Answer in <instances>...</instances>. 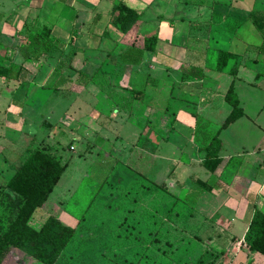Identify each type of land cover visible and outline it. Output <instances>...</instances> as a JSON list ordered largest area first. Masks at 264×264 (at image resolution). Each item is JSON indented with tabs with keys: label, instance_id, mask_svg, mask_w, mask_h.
Returning <instances> with one entry per match:
<instances>
[{
	"label": "crops",
	"instance_id": "1",
	"mask_svg": "<svg viewBox=\"0 0 264 264\" xmlns=\"http://www.w3.org/2000/svg\"><path fill=\"white\" fill-rule=\"evenodd\" d=\"M118 1L140 13L128 32L120 31L111 20V9ZM253 18L262 22L260 30ZM24 23L37 28L47 25L63 46L38 61L23 62L14 37ZM220 34L233 41V47H220ZM152 35L157 36L155 51L143 49V39ZM263 41L264 0H0V65L23 64L28 69L22 80L0 77V93L10 101L3 109L5 116L0 117L1 128H8L4 130L7 135L11 127L16 128L11 132L20 129L23 136L15 140L22 148L36 137L27 130L35 115L40 116L41 125L52 127L45 115L52 112L59 94L49 93L46 105L41 97L66 80L73 93L83 98L74 103V116L64 114L58 123L69 121L75 138L90 135L92 125L97 126L104 149L114 153L123 148L128 133L122 129L128 126V149L136 148L153 157L148 172L140 162L146 182L157 183L153 179L159 158L164 147L174 142L180 156L170 159L161 174L171 196L195 200V213L203 223L208 212L221 216L225 231L241 238L248 223L243 232L239 231L237 218H243L248 203L264 213V134L252 150L232 149L231 139L222 136L225 129L242 119L246 120L243 127L250 123L264 133V102L254 116H248L238 96L239 88L264 92V45L259 49ZM219 49L236 55L222 71L215 69ZM75 61L78 68L73 66ZM232 66L237 67L235 75L229 72ZM230 83L244 115L220 131L222 162L212 173L201 164V146L230 112L224 99ZM132 91L141 92L133 96ZM40 103L44 108L41 114ZM84 115L89 123L80 128L85 130L82 134L78 128L82 122L77 119ZM172 120L178 121V130L170 128ZM117 158L111 156L113 162L126 164ZM179 165L191 170L187 178L175 177ZM197 166L207 174L198 176L193 172ZM2 169L8 178L15 171L11 163H0ZM198 180L213 187L207 189ZM243 243V249L237 243L234 246L231 264H264V256L251 251L245 240Z\"/></svg>",
	"mask_w": 264,
	"mask_h": 264
},
{
	"label": "rangeland",
	"instance_id": "2",
	"mask_svg": "<svg viewBox=\"0 0 264 264\" xmlns=\"http://www.w3.org/2000/svg\"><path fill=\"white\" fill-rule=\"evenodd\" d=\"M219 36L220 47H233V41L225 40L221 34ZM67 61L68 58L65 57V62ZM78 65V62H73L75 68ZM71 88V83L64 80L54 85L55 90L52 87L44 92L43 97L40 96L46 105V101L50 99L49 93L59 94L52 112L45 115L53 126L41 125L37 119L40 116L35 115L37 118L28 122L27 130L36 137L23 144L27 149L17 147L20 142L15 137L18 139L23 136L20 129L14 132L16 128L11 127L7 135L5 131L8 128L2 130L3 124L0 123V163H11L15 168L26 157L25 151L33 148H44L60 158L61 162H66V169L49 195L47 206L36 209L30 220L33 227H40L49 214L48 208L52 207L58 210V218L63 223L74 227L73 238L55 264H231L235 257L234 246L240 239L247 241L245 234L240 238L227 233L225 225L220 222L222 217L212 216L210 212L205 214L203 223L195 213V200L173 196L176 198L174 200L167 193L156 190L153 185L137 177L127 164L113 162L111 156L116 155L121 162H126L132 154L131 148L128 149L131 141L128 126L122 129L124 133H128L125 134L123 148L114 153L104 149L97 126L92 125L94 132L91 131L90 135H78L75 138L69 121L63 124L57 122L64 114L74 116V103L83 98L77 97ZM238 94L248 116H254L261 102H264V92L258 88H239ZM7 97L0 93V117L5 116L3 109L10 102ZM170 100L167 99V102ZM41 105L43 104L40 103L39 114L44 110ZM262 115L261 113L260 117ZM77 120L82 125L74 126L83 134L85 130L80 128L89 123V119L84 115ZM9 122L14 123L13 120ZM243 122L246 120L230 125L223 131L222 137L231 139L232 149L236 147L252 150L259 144L263 136L261 134L264 133L250 123L243 127ZM258 122L261 123L259 120ZM177 124L178 121H170V128L178 130ZM48 134L51 136H44ZM157 139L156 137V141ZM173 145L174 142L166 145L159 158L157 175L153 179L157 183L166 181V177L161 176L165 164L173 157L178 159L180 156ZM152 158V155L146 154L142 157L145 172L151 170ZM176 172L175 177L184 179L191 170L179 165ZM193 172L201 177L207 174L200 166L195 167ZM8 176L2 169L0 183L8 179ZM9 199L8 194L0 193V227L3 229L15 215ZM251 204L247 205L246 217L244 215L243 218H237L239 231L243 232L247 226L252 213ZM243 242L240 244L241 249L244 247ZM6 264L41 263L21 251L13 250L7 257Z\"/></svg>",
	"mask_w": 264,
	"mask_h": 264
},
{
	"label": "trees",
	"instance_id": "3",
	"mask_svg": "<svg viewBox=\"0 0 264 264\" xmlns=\"http://www.w3.org/2000/svg\"><path fill=\"white\" fill-rule=\"evenodd\" d=\"M254 17V13L251 12ZM140 13L128 7L122 1H118L111 9L112 23L122 32H128L139 20ZM253 23L258 30L262 28V22L253 18ZM15 45L23 62H35L44 55L51 54L63 46V41L54 37L47 25L35 27L27 23L22 29L15 33ZM157 36L152 35L143 39L142 48L155 51ZM264 45V41L259 49ZM236 55L228 50L219 49L216 55L215 69L222 71L230 60H235ZM235 75L237 67L232 66L229 70ZM28 69L23 64H11L8 67L0 65V77L7 80H22L27 76ZM81 73V71H80ZM141 91H132V95ZM225 101L231 109L227 117L220 124L217 131L207 137L202 144L204 151L202 166L209 172H214L221 164L222 158L219 153L223 149V142L219 137L221 130L244 115L239 100L234 92L233 84L230 83L225 95ZM172 123L174 120L171 121ZM143 152L133 149L127 160V167L137 177L146 181L145 173L140 166ZM66 162L50 153L44 148H33L28 150L24 160L17 164L13 175L0 183V193L8 194L10 207L14 211L5 229L0 227V264H6L7 257L11 251H21L26 255L35 258L41 264H55L61 252L75 234L74 227L63 223L58 218V210L48 208L49 214L43 224L35 228L30 220L36 209L46 207L49 195L53 192L61 175L66 169ZM156 190L167 193L171 196L165 182L153 183ZM199 185L211 189L212 185L198 180ZM12 194V195H10ZM252 213L248 220L246 238L248 248L264 256V213L251 204Z\"/></svg>",
	"mask_w": 264,
	"mask_h": 264
},
{
	"label": "built area",
	"instance_id": "4",
	"mask_svg": "<svg viewBox=\"0 0 264 264\" xmlns=\"http://www.w3.org/2000/svg\"><path fill=\"white\" fill-rule=\"evenodd\" d=\"M243 242V239L237 242V246H240V244Z\"/></svg>",
	"mask_w": 264,
	"mask_h": 264
}]
</instances>
